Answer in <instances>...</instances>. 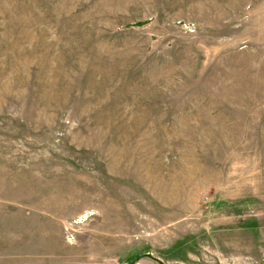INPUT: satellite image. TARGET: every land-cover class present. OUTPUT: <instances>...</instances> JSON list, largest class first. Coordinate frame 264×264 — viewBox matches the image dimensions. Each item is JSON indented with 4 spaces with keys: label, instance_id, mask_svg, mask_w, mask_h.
I'll return each instance as SVG.
<instances>
[{
    "label": "rangeland",
    "instance_id": "rangeland-1",
    "mask_svg": "<svg viewBox=\"0 0 264 264\" xmlns=\"http://www.w3.org/2000/svg\"><path fill=\"white\" fill-rule=\"evenodd\" d=\"M0 264H264V0H0Z\"/></svg>",
    "mask_w": 264,
    "mask_h": 264
}]
</instances>
